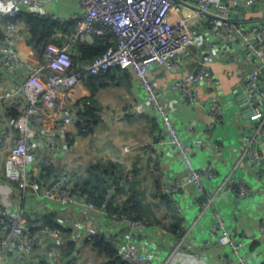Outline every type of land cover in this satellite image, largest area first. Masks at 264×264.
Instances as JSON below:
<instances>
[{
  "label": "crops",
  "instance_id": "1",
  "mask_svg": "<svg viewBox=\"0 0 264 264\" xmlns=\"http://www.w3.org/2000/svg\"><path fill=\"white\" fill-rule=\"evenodd\" d=\"M177 4L181 11L172 13L173 20L180 16L191 17L190 27L195 37L193 59L185 62L180 55L176 58L175 67H154L149 76L185 142L193 144L201 140L205 143L194 151L192 159L197 168L213 166L216 171V177L205 181L208 194L214 196L211 205L202 211L196 187L186 183L171 197L173 208L181 218L182 234L178 236L168 229L170 207L160 188L165 180L184 178L186 168L176 148L167 142L161 119L148 100L140 79L134 72L117 67L99 75L93 83L88 84L83 79L67 94L59 93L58 110L67 103L77 107L86 99L93 104L100 119L87 135L79 134L76 127L50 121L49 128L44 126L42 129L45 131L35 139L37 162L34 168H43L41 176L45 180L66 171L74 177L75 184L81 185L87 180L88 187L98 184L95 190L102 192L104 205L111 203L122 207L128 202L130 205L136 203L139 216L147 224L133 234L130 241L147 252L151 264H238V254H232L227 246L220 245L213 237L211 223L214 215L225 220L235 237L246 241L239 254L248 264H263L264 236L259 234L258 225L264 217V177L252 173L243 162L244 151L250 149L252 143L246 132L252 120L242 116L232 91V87L247 76V69L251 72L257 66L239 58L229 59L232 53L223 51L217 44L216 49L211 48L207 35L210 29L199 16L198 8L186 0H177ZM11 6L9 0H0V10ZM34 8L20 7L19 12L48 15L66 22L72 14L80 12L82 6L80 0H44ZM232 13L238 22H264V1L245 6L241 11L232 8ZM20 29L18 50L23 63L15 72L5 70L0 64V202L15 214L22 211L26 225L32 231L39 225L41 216L52 214L62 233L55 238L42 235L34 250L21 259L15 252L8 251L0 264H38V260L51 263L63 257H72L76 264H111L110 259L87 239L95 234L104 235L119 249L130 235L121 224L112 221L102 207L90 208L83 197L77 204L66 206L33 192L24 193L16 182L3 175L2 162L6 150L10 140L17 135L11 111L22 96L7 101L2 94L24 78L29 67L41 62L27 44L31 33L22 20ZM2 31L0 20V33ZM70 32L57 30L52 39L60 42ZM215 39L218 41L217 37ZM81 41L93 42L88 37ZM77 53L74 48L73 54ZM201 65L211 67L212 77L200 84L202 95L199 100L187 103L171 88V84ZM258 73L264 93V72ZM213 95L222 104L223 119L216 128L208 131L207 107ZM256 109L262 110L260 107ZM254 122L259 130L257 120ZM229 174L249 185L250 192L246 197L240 198L231 191L222 190L223 180ZM31 215L35 217L31 219ZM35 218L38 219L33 220ZM69 241L74 242L75 247L66 254L58 244Z\"/></svg>",
  "mask_w": 264,
  "mask_h": 264
},
{
  "label": "built area",
  "instance_id": "2",
  "mask_svg": "<svg viewBox=\"0 0 264 264\" xmlns=\"http://www.w3.org/2000/svg\"><path fill=\"white\" fill-rule=\"evenodd\" d=\"M12 6L0 10V20L3 24L2 38L0 39V64L5 70L15 72L23 63L18 50V41L21 37L20 23L14 20H5L17 15L20 7L34 10L44 0H9ZM190 5L198 8L212 34L224 41L232 38L233 32L241 36L248 47L255 49V55L260 57V66L264 67V22H238L232 15V8L224 0H186ZM264 0H234V4L251 6ZM81 11L70 17L74 22L73 30L61 42L49 41L45 46V60L29 67L28 74L16 81L2 97L4 100H17L18 115L14 125L17 135L10 140L2 162V172L9 181H14L26 192H33L40 196L56 200L63 205L72 206L79 202L80 196L74 191V177L63 171L49 180L41 176V169L36 165L35 139L45 129L50 121H60L66 125L76 127L78 112L84 108V103L74 107L67 103L62 109H57L60 92L67 94L85 77L101 75L111 68L128 70L140 79L147 98L152 102L159 115L167 135V142L176 148L185 168L184 178L165 180L160 188L162 194L173 196L186 184L196 187L200 196L201 210L208 208L214 196L207 192L206 178L216 177L213 166L197 168L192 155L194 151L204 146V142L197 140L193 144L185 142L173 121L172 116L161 100V93L153 85L149 72L154 67H175L176 58L183 56L189 62L194 56L195 37L190 27L191 17L180 16L172 19V13L181 11L177 0H80ZM235 7H233L234 9ZM108 32L115 35V43L110 45L102 54L93 58L76 70H71L72 54L77 40L88 37L94 40L103 37ZM58 35H55V38ZM257 68L247 73V86L255 87L258 81ZM212 77V69L208 65H201L176 78L171 88L187 103H195L202 95L201 83ZM209 122L207 130L211 131L223 119V107L216 96H211L207 107ZM251 120H257L258 129L264 130V111L254 110ZM39 126V129H37ZM126 149V147H124ZM244 154L257 158L256 152L246 149ZM47 162H45V165ZM47 167V166H45ZM44 172V171H43ZM222 190L231 191L238 197H246L250 192L249 185L234 174H229L223 180ZM86 204L96 209L93 202L86 200ZM105 214L114 222L119 223L128 231L130 239L119 249L118 256L129 264H151L150 258L133 241V234L142 230L147 222L143 219L129 216L121 212ZM24 213L11 212L10 208L0 202V260L5 258L8 251L15 252L18 258L34 250L42 235L59 237L61 227H50L40 219L33 231L26 225ZM35 216L31 215L30 218ZM39 218V217H38ZM35 218L33 220H36ZM213 237L222 246H227L232 254H238V264H248L239 254L245 240L237 238L226 225L225 220L214 215L211 223ZM258 231L264 236V217L258 225ZM38 264H76L72 257L57 258V261L47 263L38 260ZM264 264V263H263Z\"/></svg>",
  "mask_w": 264,
  "mask_h": 264
},
{
  "label": "trees",
  "instance_id": "3",
  "mask_svg": "<svg viewBox=\"0 0 264 264\" xmlns=\"http://www.w3.org/2000/svg\"><path fill=\"white\" fill-rule=\"evenodd\" d=\"M7 19L17 21L18 23H20L22 20L28 25L31 35L27 39V44L39 57L41 62L45 60V46L49 41L53 40L52 35L54 32L61 29L70 32L74 26V22L71 19L66 22H60L58 20L52 19L48 15H39L27 11H20L15 17L6 18L5 20ZM0 38H2V33H0ZM61 41H63L62 38ZM114 43L115 35L111 32H108L103 37H96L91 43L77 40L74 48L77 49L78 53L72 54L71 70H76L80 68L81 65L89 63L93 60V58L102 54L110 45ZM98 77L99 75H91L89 77H85L84 80L86 79V82L90 84V82L93 83ZM85 100L86 99H84L83 102H85ZM11 113L12 116L16 118L18 115V110L13 108ZM78 117L79 120L75 126L78 133L81 135H87L91 131L92 126L100 119V117L95 114V108L91 102L90 104L84 103V108L78 112ZM88 186L89 180L83 182L81 185L76 183L74 184V191L85 200L93 202L96 207H102L106 209L108 213L121 212L129 216L143 219L138 214V211L135 207L136 203L130 205V202H128L122 207L113 206L111 203H109L108 206L104 205V196L101 194L102 192L100 193L98 190H95L96 187H98V184L96 186L95 184H90V187ZM163 196L170 207L169 210L171 222L168 225V229L179 236L182 234L181 218L177 214L176 209L173 208L174 205L171 201V196L165 194H163ZM41 219L43 220L44 224L50 227H59V224L55 221V218L52 214L43 215L41 216ZM87 242L96 248L101 254L107 256L110 259L111 264H129L118 256V249L115 247L113 242L108 240L104 235H91L87 239ZM58 247H60L61 250L66 254H69L74 249L75 243L69 241L64 244H58Z\"/></svg>",
  "mask_w": 264,
  "mask_h": 264
},
{
  "label": "water",
  "instance_id": "4",
  "mask_svg": "<svg viewBox=\"0 0 264 264\" xmlns=\"http://www.w3.org/2000/svg\"><path fill=\"white\" fill-rule=\"evenodd\" d=\"M225 3L231 8H238L240 11L242 10V5L234 4V0H224ZM209 30L207 32L208 35V44L211 48L216 49V44L223 51H228L232 53L229 59L239 58L247 63L254 64L259 68V71L264 72V67L260 66V57L255 55L254 51L258 48L255 45L253 48L248 47L247 43L235 32H233L232 38L228 40H220L216 41L214 35ZM214 38V39H213ZM212 53V50H210ZM250 72L249 69H247ZM247 76L242 78V81L232 87L233 91V100L237 103L239 109L242 112V116L244 118L250 119L254 113V108L260 107L264 111V93L262 92V87L257 81L255 87L249 88L246 84ZM39 129V126H37ZM249 135V139L252 140L250 149L256 152L257 158H252L248 154L244 156L243 162L248 169L256 174L258 177H264V131L257 130L255 127L254 120L251 121V126L246 130Z\"/></svg>",
  "mask_w": 264,
  "mask_h": 264
}]
</instances>
